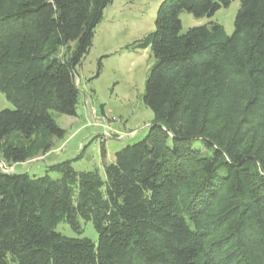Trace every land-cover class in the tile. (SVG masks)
I'll return each mask as SVG.
<instances>
[{
    "label": "trees",
    "instance_id": "1",
    "mask_svg": "<svg viewBox=\"0 0 264 264\" xmlns=\"http://www.w3.org/2000/svg\"><path fill=\"white\" fill-rule=\"evenodd\" d=\"M111 1L0 0V91L13 104L0 108V163L64 136L52 112L76 114V68ZM230 1L160 2L154 30L131 46L154 58L143 94L153 119L103 176L73 159L39 176L0 168V264H264V0H240L230 35L216 21L182 32L179 18ZM80 220L96 242L55 229Z\"/></svg>",
    "mask_w": 264,
    "mask_h": 264
},
{
    "label": "rangeland",
    "instance_id": "2",
    "mask_svg": "<svg viewBox=\"0 0 264 264\" xmlns=\"http://www.w3.org/2000/svg\"><path fill=\"white\" fill-rule=\"evenodd\" d=\"M161 1L112 0L104 8L92 44L76 68V81L81 91L76 114L52 112L56 124L65 131L64 136L53 139L48 153L20 164L0 163L2 170L39 176L45 173L48 165L73 159L71 164L75 170L97 168L103 176V163L113 162L117 150L146 136L153 112L145 104L143 94L154 58L149 47L131 46L154 30ZM239 3L240 0H231L228 6L219 8L211 16L197 17L181 11V31L216 21L230 35ZM99 64L100 72L96 76ZM0 108H13L1 91ZM195 146L202 147L199 140L195 141ZM201 152L210 153L206 148ZM50 176L56 178L57 174L50 172ZM80 224L78 231L66 222H59L55 229L67 237H85L96 242L98 234L93 224L82 220Z\"/></svg>",
    "mask_w": 264,
    "mask_h": 264
},
{
    "label": "built area",
    "instance_id": "3",
    "mask_svg": "<svg viewBox=\"0 0 264 264\" xmlns=\"http://www.w3.org/2000/svg\"><path fill=\"white\" fill-rule=\"evenodd\" d=\"M88 100H90V99H88Z\"/></svg>",
    "mask_w": 264,
    "mask_h": 264
}]
</instances>
